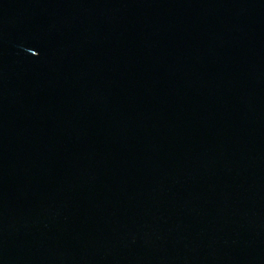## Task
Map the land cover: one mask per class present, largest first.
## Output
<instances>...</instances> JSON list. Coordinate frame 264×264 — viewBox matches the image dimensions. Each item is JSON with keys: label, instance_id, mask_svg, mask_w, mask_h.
I'll use <instances>...</instances> for the list:
<instances>
[{"label": "water", "instance_id": "1", "mask_svg": "<svg viewBox=\"0 0 264 264\" xmlns=\"http://www.w3.org/2000/svg\"><path fill=\"white\" fill-rule=\"evenodd\" d=\"M0 264H264V0H0Z\"/></svg>", "mask_w": 264, "mask_h": 264}]
</instances>
